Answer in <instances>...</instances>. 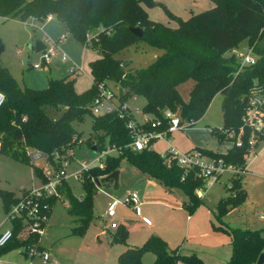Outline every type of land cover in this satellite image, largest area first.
I'll use <instances>...</instances> for the list:
<instances>
[{"label":"trees","instance_id":"16d2710c","mask_svg":"<svg viewBox=\"0 0 264 264\" xmlns=\"http://www.w3.org/2000/svg\"><path fill=\"white\" fill-rule=\"evenodd\" d=\"M150 0H0V16L44 20L52 15L61 21L67 33L83 46L96 50L98 56L89 61L92 74L91 87L77 92L72 72L59 78L49 77L43 88L20 86L8 69L0 63V91L4 101L0 105V155L28 163L33 175L46 181L43 169L29 160L27 148L39 151L54 170L69 162L73 146L79 142L80 133L73 123L91 117L93 136L87 145L100 153L107 146L116 152L106 154L100 164L89 166L79 174L83 194L76 196L65 178L56 186V194L36 197L29 188L19 194L0 189L4 214L19 200L37 204L41 213L49 216L55 199L65 203L66 212L72 217L71 232L83 234L94 217L93 197L97 189L94 179L119 168L121 160L136 167L140 172L154 178L167 189L180 188L186 198L181 205L192 213L204 198L197 194L204 179L196 167L187 170L180 166L171 153L154 148L133 150L127 144L130 133L125 123L128 119L144 129L150 128L153 119L163 120L165 110L173 112L181 125L191 126L206 111L212 97L222 96V125L211 129L219 140L229 139L231 146L226 152L194 147L204 156L218 159L225 164L245 169L247 156L257 148H249L246 138L250 129L244 126L242 146H236L229 131L237 132L243 125V115L251 93L264 95V0H211L213 5L186 18L169 14L176 22L171 27L150 19L142 2ZM139 27L141 34L132 32ZM245 41L252 48L254 63H239L230 50ZM145 44L159 50L156 59L146 67L126 69L115 53L129 45ZM3 43L0 40V53ZM192 80L188 98L184 100L178 86ZM114 82L118 87L120 108L126 98L141 94L146 101L142 108L147 114L145 122L135 120L128 110L119 108L95 114L91 111L92 100L98 95V84ZM264 112V108H262ZM264 119V116H263ZM264 141V138L261 137ZM107 144V145H105ZM243 173L228 177L227 195L220 197L212 209L216 224L214 229L228 234L232 247L226 264H253L258 254L264 251V235L261 228L234 227L223 221V216L245 199L242 187ZM104 181H101V183ZM9 221L11 238L0 246V256L19 249L24 254L31 247L43 249L37 232L23 233L21 218ZM44 226V222L40 223ZM111 243L126 244L128 233L122 224H117L111 234ZM144 250H150L155 258L152 264H202L193 254L182 255L177 248H170L159 235L150 234L140 245L128 246L118 255L119 264H145L141 259Z\"/></svg>","mask_w":264,"mask_h":264},{"label":"rangeland","instance_id":"374dc122","mask_svg":"<svg viewBox=\"0 0 264 264\" xmlns=\"http://www.w3.org/2000/svg\"><path fill=\"white\" fill-rule=\"evenodd\" d=\"M151 2L143 1L141 4L147 16L154 20L169 25H176V22L169 14L180 16L181 18L188 17L191 13H195L204 9H208L213 5L211 0H150ZM65 35L66 39L58 41L60 35ZM0 37L3 43V49L0 53L1 62L8 68L15 80L20 86L33 88H43L47 85L49 77L56 78L67 75L76 67L81 70L74 71L71 77L75 78L73 86L77 92L83 91L91 87L92 74L90 71L89 61L98 56L96 50L84 47L71 34L67 33L63 25L57 19H44L41 22L31 21L23 22L16 19L6 18L0 19ZM36 41H41L44 47H48L51 43H57L59 56L64 53L65 60L60 59V56L48 61V64H42V50H35ZM243 42L239 44L241 49ZM159 54V50L155 47L140 44L129 45L122 50L116 52L115 57L119 58L126 69H135L146 67L151 64ZM30 63H38L40 67L34 69L29 66ZM42 64V65H41ZM76 72V73H75ZM30 83L37 85L31 86ZM192 84V80L188 79L178 86V91L184 100L188 98V91ZM106 88L110 91L111 102L114 105L119 104L118 87L108 80ZM221 94H215L209 102L204 114L195 121L191 126L177 128L169 133L166 142L165 139H158L153 143V148L159 152H163L170 147L177 154L181 155L192 147L199 146L208 149L224 151L232 144L229 139L219 140L212 128L222 125L221 112ZM145 97L141 94L133 95L125 99L123 106L128 108L133 118L141 122L143 115H146L142 108L145 104ZM74 128L80 133L79 142L72 148V156L69 162L64 166L65 179L68 182L71 191L76 196L83 194L81 182L78 172L82 168V164H98L99 160H95L99 156L98 152L87 145V139L93 136L91 129V117L86 115L82 121L74 122ZM170 144V146H168ZM107 145V144H105ZM258 148L254 149L257 151ZM32 148H27V154L33 152ZM251 152L247 159L251 157ZM34 164L41 168L49 170L51 165L44 158L40 157L34 161ZM118 188H113V181L106 180L97 186L93 197V212L94 217L91 220L86 232L83 235H67L73 225L72 217L66 212L65 203L61 199H55L52 205L51 212L47 217L43 234L40 235V243L45 246H51L53 251L66 256V259H71L73 264H118L117 256L123 245L119 243H109L108 235L102 231L104 226L110 230L114 227L110 223L118 220L124 223L129 231V243L140 245L145 241L147 236L153 232L150 227H155V223H169L172 220L183 224L184 219L180 213L171 212L150 208L151 216L146 215L143 211V206H140V214H136L131 205L119 203L115 208L113 219L106 216L107 206L109 202L115 198L123 200L128 192L135 191L142 200L141 193L144 188V182L139 179V170L121 160L119 163ZM232 175L230 171L222 172L216 179L209 181L206 184V189L200 194L205 199V202L200 204L192 214H197L201 226L200 230H190V233H201L205 217L209 215L208 222L214 221V217L210 210L214 207L220 197L227 195L228 191L225 188V183L228 182V177ZM144 175H142L143 177ZM146 176V175H145ZM152 181L155 180L149 177ZM243 185L250 192L249 200L245 203L241 210H233L224 216V219L231 226H251L261 228L264 235V183H256L255 177L249 175L243 176ZM157 182V181H156ZM41 186L39 178L35 177L32 172V167L25 162H21L11 158L6 154L0 155V189L11 190L15 194H19L22 188H38ZM162 191L165 192V187L157 183ZM174 198L185 197L182 189L176 188L171 193ZM168 214V215H167ZM262 215V218L259 217ZM147 218L146 222L142 217ZM101 218L105 219L103 223ZM9 228V221L6 218L2 203L0 200V231ZM217 231V230H215ZM154 234H157L154 232ZM223 235V233H221ZM159 235V234H157ZM210 237H194L192 240L178 238V242L170 244L175 248L179 245L181 254H186L189 247H195L200 254L203 251H209L211 244ZM212 243H215V241ZM217 259L207 257V254H202L204 264H226L230 258L232 247L227 236L226 242L220 244L217 249ZM190 253V252H188ZM4 258L13 263L24 261V257L17 250L13 249L6 254ZM155 255L150 250H144L141 254V259L145 264H152ZM177 264H189L184 261H178ZM255 264V263H253ZM264 264V263H262Z\"/></svg>","mask_w":264,"mask_h":264},{"label":"built area","instance_id":"2783aa9c","mask_svg":"<svg viewBox=\"0 0 264 264\" xmlns=\"http://www.w3.org/2000/svg\"><path fill=\"white\" fill-rule=\"evenodd\" d=\"M50 15L47 16V18ZM25 22H30V19H27ZM64 35H60L58 41L63 39ZM238 47H234L230 50V54H233L239 63V68L244 64L254 63L255 57L252 53V48L246 43L242 45L241 49ZM42 59L44 62H48L51 60V57L58 55L57 43H51L47 48L44 47L42 49ZM60 59L65 60L66 56L64 53H61ZM40 64L34 63L33 67H39ZM80 71V67H76L74 71ZM99 93L94 97L91 104V111L95 114H102L106 112H110L112 110L118 109V105H114L111 102V94L110 91L103 85V83L98 84ZM247 100V105L245 108V113L243 115L242 121L243 125L238 129L237 132L229 131L227 136L233 138V143L236 146H242L244 143L243 133L244 126L250 129L249 135L246 138V142L249 148H253L257 143L263 142L262 138H264V112L262 111L264 108V95L251 93ZM4 101V94L0 91V105ZM126 107L121 105L119 108V115L122 116V109ZM163 117L165 119V126L161 127L163 124V120L161 119H153L150 123L149 129H144L137 124L136 121L132 119H128L125 123L127 130L130 133L131 140L127 144L133 150H141L143 148H149L152 144L158 139H165L168 143V135L170 132L177 128H184L185 125H181L179 123L178 117L171 112L170 110H165L163 113ZM147 118H145L142 122H145ZM170 146V144L168 145ZM116 150L113 147L107 146L103 149L95 160H99L101 162V158H103L106 154L115 153ZM169 152L171 153L172 158H175L176 162L184 167L186 170L188 168L196 167L199 169V174L204 179L203 187L197 189V194H200L201 191L206 189V184L216 179L222 172L230 171L232 174L235 173H244L245 169H240L232 164H225L221 158L213 159L207 156H204L198 149L191 148L185 153L179 155L174 152L173 149L167 147V149L162 154ZM29 160L34 162L36 159L42 157L43 154L39 151L34 150L31 153L27 154ZM67 161H63V167L58 170H54L52 167L49 170L44 169L43 173L46 177L45 182H41V186L38 188H29L30 193L34 196L39 197L43 195L56 194V186L60 182L62 178H65V170L64 166ZM92 164H82L81 170L78 174L81 173L82 170L87 169ZM122 202L126 205H131L136 211H138V206L140 204L139 197L135 191L128 192L127 195L123 198V200H117L113 198L109 203L106 211V216L108 218L113 219L115 215V204ZM8 220L12 218H21L23 220L24 225V234L30 232H37L39 235L43 234V228L45 226L47 217L45 214L41 213L37 204H31L27 200H19L17 203L13 204L9 210L5 214ZM261 217V216H260ZM148 222L147 220H145ZM44 222V226H41L40 223ZM111 227H116L117 223L112 221L110 223ZM12 236L11 230L8 228L7 230H3L0 232V246L4 245ZM28 261L26 263H13L9 261H5L0 257V264H45L48 260L51 259V255L48 251L44 249H37L35 247H31L25 253ZM35 258H38V262H34Z\"/></svg>","mask_w":264,"mask_h":264},{"label":"crops","instance_id":"0c3cea01","mask_svg":"<svg viewBox=\"0 0 264 264\" xmlns=\"http://www.w3.org/2000/svg\"><path fill=\"white\" fill-rule=\"evenodd\" d=\"M6 18H9V17H1L0 16V19L1 20H4V19H6ZM10 19H16V18H10ZM46 19H56L55 17H53L52 15H50V17H46ZM16 20H18V19H16ZM20 21V20H19ZM31 21H38V22H41L42 20H38V19H35V18H32V19H30V22ZM59 21V20H58ZM23 22H25V21H23ZM62 25H63V28H64V30H65V26H64V24L61 22V21H59ZM66 31V30H65ZM62 35V34H61ZM64 39H66V37H65V35H64V38L63 39H61V40H59V42L60 41H63ZM0 40H1V37H0ZM2 41V40H1ZM243 44H245V41H243ZM84 47H86V46H84ZM58 58L59 56H55L54 58ZM93 60V59H92ZM91 61V60H90ZM0 63L2 64V65H4L2 62H1V60H0ZM48 64V62H42V64ZM33 64L34 63H30L29 64V66L30 67H32V68H34V69H37V68H39V67H33ZM41 64V65H42ZM5 66V65H4ZM6 67V66H5ZM7 68V67H6ZM8 69V68H7ZM9 71V70H8ZM10 72V71H9ZM72 72V71H71ZM70 73V72H69ZM74 72H72V74H73ZM76 73V72H75ZM13 76V75H12ZM65 76V75H64ZM56 78H59V77H56ZM15 79V78H14ZM34 84H36V83H34ZM34 84H32V83H30V85L31 86H37V85H34ZM33 88V87H32ZM145 118H147V116L146 115H143V119H142V121L145 119ZM141 121V122H142ZM155 143V142H154ZM152 146H153V144H152ZM231 146V145H230ZM229 146V147H230ZM195 147H199V146H195ZM229 147H227L224 151H218V150H213V149H211V150H213V151H216V152H222V153H224V152H226V150L229 148ZM153 148V147H152ZM192 148H194V147H192ZM204 148V147H203ZM257 151H253V154L251 155V157L249 158V159H247V163H246V167H245V172L243 173V176H245V175H249V176H251V177H255V179H256V183L257 184H259V183H261L262 181H263V183H264V141L263 142H261V143H259V145L257 146ZM119 169V168H118ZM140 172V171H139ZM118 175H120L119 174V171H118ZM142 175H144L143 177H142ZM146 174H144V173H142V172H140V174H139V179L142 181V182H144V188L142 189V193H141V197H142V200L140 201V204H139V206H138V211H136L134 208H133V210H134V212L136 213V214H140V211H141V209H140V206H143V211H144V213L146 214V215H150L151 216V214H150V212H149V209L150 208H153V207H155L156 209H159V210H163V211H167V213L169 214L170 212L169 211H171V212H176V213H180L181 214V216L183 217V219H184V222H183V224L182 225H180L179 224V222H175V221H171V222H169V223H162V222H158V223H155V227L153 228V227H150V229L151 230H154L153 232H151L150 234H154V232L155 233H157V234H159V236L162 238V239H164L165 241H166V243L168 244V246L170 247V248H173V247H171V245L170 244H173V242H178V238L179 237H181V236H183L184 238H188L189 240H192L194 237H200V238H203V237H210V238H213L212 240H211V244L209 245V251H203V253H201V255L199 256V255H197V254H200L199 252H202V251H198V249L197 248H195V247H189L190 249H186L187 251V253L186 254H184V255H189V254H193V255H195V256H197L198 258H200V260L202 261V264H204V261H203V259H202V254H207L208 256L207 257H209V258H214V259H217L218 257H217V249L218 248H220V244H222L223 242H226V236H227V239H228V241H229V243H230V238H229V236H228V234L227 233H225V232H223V231H221V230H218V229H214L213 228V224H212V222L214 223V224H216L217 222H214V221H211V225H212V227H210V223L208 222V220H210V218H209V215L207 214V217H205V220H206V224L204 223V226L202 227L203 228V230L201 231V233L199 232V233H190V230H200L199 229V226H201V222L199 221V218H198V216H197V214H190V213H188L187 211H186V209H184L183 207H182V205H181V203H182V201L186 198V196L185 197H179L178 199L177 198H174L173 197V195L171 194L172 192H173V190H175L176 188H172V189H167L165 186V192L164 191H162V189L159 187V186H157V183H159L158 181L156 182V180H151L149 177L150 176H148V175H146ZM243 176H242V187L244 188V190H245V192H246V196H245V199H244V201L239 205V206H237V207H234V208H232L231 210H229L225 215H227L229 212H231V211H233V210H241V209H243L244 208V205H245V203L249 200V195H250V192L245 188V186L243 185ZM162 185V184H161ZM111 202V201H110ZM109 202V203H110ZM204 202H205V199H204ZM119 203H121V202H119ZM119 203H117V204H115V207L114 208H116V206L117 205H119ZM109 205V204H108ZM216 205V204H215ZM108 207V206H107ZM215 207V206H214ZM214 207H211L210 208V210H211V212H212V209L214 208ZM167 214V215H168ZM224 215V216H225ZM224 216H223V221L224 222H226L228 225H230L229 224V222L227 221V220H225L224 219ZM261 216V217H260ZM259 217L260 218H262V215L261 214H259ZM147 218L148 217H146L145 215H144V217H142V219H144V220H147ZM101 220H102V222L104 223L105 222V219L104 218H101ZM148 221V220H147ZM90 224V223H89ZM117 224H122L125 228H126V226L124 225V223L121 221V219H119L118 220V223ZM89 226V225H88ZM231 226V225H230ZM234 227H250V228H259V227H251V226H247V225H245V226H234ZM115 228L116 227H114V230H110V229H108V227H106V226H104L103 228H102V231L105 233V235H108V239H107V241L109 242V243H111L110 242V240H111V236H110V234L113 232V231H115ZM126 230H127V233H128V237H127V240H126V244H123V243H119V244H122L124 247H123V249H121L120 250V252L121 251H123L126 247H128V246H135V245H137V244H134V243H129V237H130V234H129V231H128V229L126 228ZM215 230H217V231H215ZM3 230H1L0 232H2ZM86 232V231H85ZM84 232V233H85ZM83 233V234H84ZM221 233H223V235L221 234ZM83 234H81V235H83ZM149 234V235H150ZM156 234V235H157ZM67 235H80V234H75V233H72L71 232V230H70V232L67 234ZM148 235V236H149ZM147 236V237H148ZM212 241L214 242L215 241V243H212ZM144 242V241H143ZM39 244H40V246L44 249V250H46V251H48L49 253H50V255H51V259L50 260H48L45 264H73L72 262H71V259H66L65 257L66 256H63V255H61V254H59L57 251H53L52 249H51V246H49V247H45V246H43L41 243H40V241H39ZM175 248H177V250L179 251V253H181V249L179 248V245H176V247ZM21 254H22V256L24 257V261H22V262H16V263H26L27 261H28V259H27V257L25 256V254L21 251V250H19V249H17ZM11 251V250H10ZM9 252V251H8ZM119 252V253H120ZM188 252H190V253H188ZM119 253H118V255H119ZM6 254V253H5ZM3 260H5V261H8L7 259H5L4 258V255L3 256H0ZM117 258H118V256H117ZM38 258H35V260H34V262H38ZM9 262H11V261H9ZM117 263H118V260H117ZM119 264V263H118Z\"/></svg>","mask_w":264,"mask_h":264},{"label":"water","instance_id":"95a60500","mask_svg":"<svg viewBox=\"0 0 264 264\" xmlns=\"http://www.w3.org/2000/svg\"><path fill=\"white\" fill-rule=\"evenodd\" d=\"M132 32L135 34L140 35L141 34V29L139 27H132L131 28ZM44 48V45L41 41H36L35 43V50L39 51ZM246 97H243V101H245ZM92 149H95V145L91 147ZM106 180H112L113 181V188L117 189L118 188V169L113 170L106 176H104L101 180L94 179L95 183L97 186H100L101 181H106ZM264 263V251L260 252L256 258L255 264H262Z\"/></svg>","mask_w":264,"mask_h":264}]
</instances>
